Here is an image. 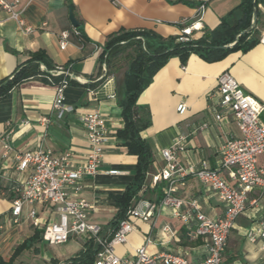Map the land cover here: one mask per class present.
Wrapping results in <instances>:
<instances>
[{"label":"crops","instance_id":"obj_1","mask_svg":"<svg viewBox=\"0 0 264 264\" xmlns=\"http://www.w3.org/2000/svg\"><path fill=\"white\" fill-rule=\"evenodd\" d=\"M114 1L20 0L22 4L30 2L22 15L25 24L33 28V32L28 34L22 33L0 8V83H5L32 54L41 51L51 67L49 73L54 72L73 81V84L65 86L63 95L64 103L74 109L57 119L52 108L57 86L51 82L43 84L39 80L20 84L0 100V173L9 178L0 184L2 264H48L51 260L62 264L83 249V242L78 238H71L61 245L42 241L44 228L57 218L53 208L47 205L24 206L19 223L12 224L10 209L16 195L15 183L26 178L25 173L14 171L16 155L39 148L54 155L69 152L73 167L83 165L88 143L81 120L87 112H99L108 139L99 172L94 177L83 179L81 192L70 198L88 204L87 221L99 225L103 235L117 214L113 197L121 194L133 178L137 158L126 154L116 135L123 126V120L115 86L123 71L108 70L101 62L103 45L120 31H148L164 39L177 37L182 28L180 23H195L197 12L188 0ZM241 1L211 0L200 15L203 34L213 30L220 19ZM259 5L260 42L254 48L245 54H229L214 63H206L191 55L181 66L178 58H170L139 96L137 105L150 113L151 124L140 136L151 151L153 163L146 174L139 200L131 209L144 210L146 202L157 203L161 199L165 183L159 182L154 186L152 178L164 167L160 156L163 149L179 142L183 150L176 152V159L181 165L217 169L221 147L228 140L240 136L229 114L223 113L219 122L214 120L215 113L223 112L217 97L212 95L222 72L228 71L246 93L264 104V43L261 42L264 5ZM69 10L79 24L77 28L84 40L73 35ZM62 33L68 35L63 50L59 46ZM201 36L195 33L193 39ZM40 70L44 71L45 67L40 65ZM181 103L186 106L183 115L176 112ZM43 119L49 123L42 122ZM261 120L264 123V113ZM3 140L12 148V152L6 155ZM257 166L264 169V155L258 158ZM220 174L227 180L225 173L221 171ZM178 188L176 195L186 202L196 200L199 211L206 217L217 220L223 216V203L209 187L195 178L187 177L184 185H178ZM248 199L245 212L237 218L227 237L224 264H264V242L253 243L244 236L247 229L255 228L264 217V190L252 191ZM32 209L37 213L35 220L28 217ZM187 210L185 205L181 213ZM128 221L133 231L125 244L115 247L120 258L133 259L140 246H145L149 255H181L193 264L205 256L202 239L193 235L194 219L185 224L172 217L170 210L164 209L155 211L149 221L131 217ZM35 233L38 234L37 240L29 242ZM24 244L27 247L21 248Z\"/></svg>","mask_w":264,"mask_h":264},{"label":"built area","instance_id":"obj_2","mask_svg":"<svg viewBox=\"0 0 264 264\" xmlns=\"http://www.w3.org/2000/svg\"><path fill=\"white\" fill-rule=\"evenodd\" d=\"M188 1L195 5L197 20L193 24L180 23L182 28L177 36L180 42L193 39L195 33L203 35L200 15L211 2V0ZM29 3L22 4L20 0H0L1 10L7 13L8 18L14 21L24 34L33 32V28L26 25L22 18ZM257 8L261 6L257 4ZM74 34L78 35L77 32ZM67 38V33L61 34L60 49L66 47ZM261 42L264 43V33ZM65 86V81L57 86L52 103L57 119L74 111L73 107L64 103ZM212 95L217 97L223 111L215 113L214 120L219 122L223 113L229 114L240 133L238 138L228 140L221 147L218 168L181 165L176 159V152L183 150L179 142H175L169 149H163L160 156L164 167L152 178L154 186L159 182L165 183L161 199L157 203L146 202L144 210L130 209L127 218L119 223L110 241L106 240L99 225L87 221L88 204L83 200L70 198L71 195H78L81 192L83 179L94 177L99 172L108 139L104 134V120L97 111L85 113L81 120L88 143V154L83 165L73 167L69 152L54 155L40 148L15 156L14 171L17 174L25 173L26 178L21 183H15L16 195L10 209L12 224L19 223L24 206L47 205L53 208L57 218L44 228L42 241L61 245L71 238H78L83 243L92 240L99 247L92 264H193L181 255L171 253L149 255L145 246H140L136 250L133 259L120 258L115 253V247L125 244L127 236L133 231L128 217L146 222L153 217L155 211L168 209L172 217L180 219L185 224L191 219L196 222L193 235L202 239L205 256L195 264H224L227 237L237 218L245 212L249 194L254 190H264V169L257 166L258 158L264 155V123L261 120L264 104L246 93L228 71L218 76ZM185 111L186 106L183 103L176 107L179 115H183ZM42 122L49 123L46 119ZM205 127L204 125L203 128ZM2 144L5 155L12 152V148L4 140ZM221 171L225 173L227 180L221 176ZM187 177L195 178L215 193L225 208L221 218L212 220L206 217L199 211L196 200L186 202L176 195L178 185L183 186ZM3 180L9 178L5 173H0V184ZM185 205L188 210L181 213ZM28 217L32 220L36 219L35 209L28 212ZM1 231H3L2 225H0V233ZM244 236L253 243L264 242V217L255 228L247 229Z\"/></svg>","mask_w":264,"mask_h":264},{"label":"trees","instance_id":"obj_3","mask_svg":"<svg viewBox=\"0 0 264 264\" xmlns=\"http://www.w3.org/2000/svg\"><path fill=\"white\" fill-rule=\"evenodd\" d=\"M68 3L73 10L70 1ZM259 3L264 5V0L241 1L235 9L220 19L213 30L187 42H180L178 37L164 39L148 31H120L109 37L103 45L100 60L108 70L111 68L117 70L118 63L125 62L122 77L115 86L116 101L123 120V126L116 135L121 140V147L125 149L126 154L137 158L132 180L121 194L113 197L117 214L106 227L104 236L107 241H110L119 223L126 219L127 212L139 200L146 174L153 163L151 151L140 136V133L151 124L150 113L137 105L139 96L170 58H178L181 66L186 64L191 55H196L206 63H214L223 60L229 54L236 52L245 54L254 48L260 42L257 9ZM253 14L256 15V19L252 24ZM73 35L84 40L78 28L74 29ZM40 65L45 67L44 71L40 70ZM50 69L43 52L32 54L16 68L5 83H0V100L29 80H39L43 84L51 82L56 86L62 81H65L66 85L73 84L72 80L62 75L50 74L48 72ZM37 238L38 234L35 233L29 242ZM24 247L27 245L24 244L21 248ZM98 249L94 241L88 240L83 243V249L75 257L62 264H92ZM48 264L61 263L51 260Z\"/></svg>","mask_w":264,"mask_h":264},{"label":"water","instance_id":"obj_4","mask_svg":"<svg viewBox=\"0 0 264 264\" xmlns=\"http://www.w3.org/2000/svg\"><path fill=\"white\" fill-rule=\"evenodd\" d=\"M68 18H69V21H70L72 27H73L74 29H76V28L79 26V24H78V22L74 19V17H73V13H72L71 10H69V16H68ZM255 19H256V15L253 14L252 24L254 23Z\"/></svg>","mask_w":264,"mask_h":264},{"label":"rangeland","instance_id":"obj_5","mask_svg":"<svg viewBox=\"0 0 264 264\" xmlns=\"http://www.w3.org/2000/svg\"><path fill=\"white\" fill-rule=\"evenodd\" d=\"M124 68H125V62H124V61H120V62L118 63V69L123 71Z\"/></svg>","mask_w":264,"mask_h":264}]
</instances>
